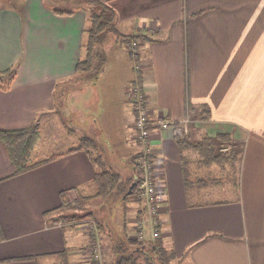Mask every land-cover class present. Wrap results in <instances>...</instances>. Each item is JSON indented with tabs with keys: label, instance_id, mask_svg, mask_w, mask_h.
I'll return each instance as SVG.
<instances>
[{
	"label": "crops",
	"instance_id": "obj_1",
	"mask_svg": "<svg viewBox=\"0 0 264 264\" xmlns=\"http://www.w3.org/2000/svg\"><path fill=\"white\" fill-rule=\"evenodd\" d=\"M4 1L0 72H16L10 88L0 89V130L37 121L40 139L31 156L34 167L20 174L0 144V264H58V259L89 264L96 239L75 220L58 217L63 210L82 211L79 205L96 188L99 169L84 150L69 152L80 136L65 131L56 111L58 84L75 78L88 16L75 0ZM108 5L123 36L150 38L121 45L135 60L125 100L130 86L139 87L151 119L189 118L179 139L170 129L152 130L163 245L181 264H264V0H109ZM125 113L114 127L101 128L103 139L112 141H106L108 148L102 145L100 155L115 159V171L126 183L139 177L134 168L139 173L142 147L134 115L130 108ZM49 132L64 135V145L43 149ZM221 139L231 141L225 159L215 157ZM62 193L69 202L60 208ZM146 213L142 221L151 229Z\"/></svg>",
	"mask_w": 264,
	"mask_h": 264
},
{
	"label": "rangeland",
	"instance_id": "obj_2",
	"mask_svg": "<svg viewBox=\"0 0 264 264\" xmlns=\"http://www.w3.org/2000/svg\"><path fill=\"white\" fill-rule=\"evenodd\" d=\"M2 1L7 4L6 1ZM55 4L56 3H51V5ZM0 6H4V4L1 3V0ZM122 36L123 35L118 31L116 26L113 31L102 36L100 48L105 54L106 64L103 69L94 76L93 74L80 75V77H90L93 79L92 81H85L87 86L83 80L79 81V79H76L77 77H75L70 81H66L64 84H58V89H56V111L60 122H62V126L65 128V131L69 133L76 132V135L80 137L87 134L94 141H96L98 143L97 147L99 148L97 149V147L95 148L92 146V148H94V153L101 154L103 148L102 145L108 148V144H110L108 139L112 141L108 136L106 138L108 144L106 143L102 137L104 133L101 128L103 127L105 131V124L107 125L109 123H111L112 127H114L115 122H121L122 117L126 116V109L129 111L128 103L123 96V89L126 86H129V80L132 76H135V71L133 70L135 60L133 58L134 56L130 54L128 55L125 51L126 48L121 46L126 45L128 47V44L125 41L120 40V37ZM115 41L122 42L116 43ZM130 66L132 69H130ZM91 121H94L95 123L92 124ZM64 139V135L58 136L49 132L43 138L44 143L42 148L47 151L59 148L64 145V143L61 142ZM218 142L222 144L218 146L215 153L222 156V158H228L229 151L227 150V147L231 145V141L221 139L218 140ZM102 157L103 169H113L114 171L115 167H117L115 159L111 157L110 160L107 161L104 155ZM104 160L107 161V163ZM125 160H127V158L122 159V163H125ZM234 173L231 174L232 178H235ZM235 179L234 182H236ZM122 185L126 186L125 184ZM93 190L94 191L88 192L89 199L86 200L87 202L79 205V208H81L82 211L77 210L73 215H71L69 211L64 213L63 210L61 211L63 214L58 218L64 217L66 219L69 218L75 220L74 223H77L85 228L82 231L90 234V236H94V239L98 240L102 245V258H100L99 262L103 264H111L106 261L110 259L109 255H111V253L109 246L112 239L125 229L126 231L134 233L136 228L133 231L132 226L135 225L137 227L139 222L144 220L142 217L147 211L146 205L137 195L129 197L125 194V192L120 194L118 189L116 190L115 185L110 192H105V196H100L98 194L97 185ZM68 202L69 201H67V203ZM130 203H133L134 205L132 206ZM136 204L140 206H135ZM144 205L145 208L143 207ZM139 208H141L140 211H138ZM154 209L156 210V216L160 208L154 207ZM142 226L143 238L147 239L145 242L154 241V239H152L151 229L145 226L144 223ZM91 259L93 258L91 257ZM56 262L58 264H64L61 259H58Z\"/></svg>",
	"mask_w": 264,
	"mask_h": 264
},
{
	"label": "trees",
	"instance_id": "obj_3",
	"mask_svg": "<svg viewBox=\"0 0 264 264\" xmlns=\"http://www.w3.org/2000/svg\"><path fill=\"white\" fill-rule=\"evenodd\" d=\"M108 2L109 0H75V3L79 5V8L86 12L88 16V25L84 30L86 42L84 43V47L82 49L83 54L76 63L74 77H78L83 74H93L94 76L99 73L106 64L105 54L101 51L100 42L104 34L113 31L115 28V14L112 8L108 5ZM54 12L66 14L72 13L70 11ZM148 39L150 38L146 36L120 37V40L125 41L128 45L138 41L145 42ZM115 42L117 43L122 41ZM15 72V68H10L9 70L0 72L1 90H8L10 88ZM187 112H191L189 104L187 106ZM39 139L40 129L37 121H34L32 124L21 129L0 130V144L6 152L10 165L14 168V173H24L34 167L31 156ZM221 144L222 143L219 142V146ZM92 146L96 148L98 143L85 134L80 137L79 145L72 148L69 152L84 150L88 154L90 160L98 166L99 170L94 179L98 187V194L100 196H105V192H110L115 185L116 190L118 189L120 194L125 192V194L129 197L133 195L139 196L137 191V180L131 182L133 179L131 177L127 179L128 182H121L122 177L117 171H113L111 168V170L103 169L102 157L100 154L93 152L94 148H92ZM55 157L56 156H52L49 159H54ZM215 157L221 156L216 154ZM134 169V175H137L138 177L140 171L139 173L137 172V166H135ZM183 175L185 186L190 185L189 178L187 177V170L184 169ZM204 182L205 181H200V183ZM122 184H125L126 186H123ZM61 195L63 200L60 208L66 207L68 201L65 198V194L62 193ZM134 233L135 234L132 233L133 236H129L127 235L125 229L112 239L109 246L111 253V255H109L110 259L106 262H110L111 264H180V259L176 256L174 250L166 248L160 237L154 241L145 242L144 240L138 239L136 235L137 231ZM100 248V258H102L101 243ZM99 260L91 259L89 264H103L99 262Z\"/></svg>",
	"mask_w": 264,
	"mask_h": 264
},
{
	"label": "built area",
	"instance_id": "obj_4",
	"mask_svg": "<svg viewBox=\"0 0 264 264\" xmlns=\"http://www.w3.org/2000/svg\"><path fill=\"white\" fill-rule=\"evenodd\" d=\"M127 103L134 115L133 130L135 139L141 144V151L138 156L137 164L140 171L137 179V191L140 199L146 205V212L150 216V226L152 239L159 237L158 222L155 216L158 207L157 185H156V168L154 162V149L151 142L152 130H167L172 131L175 139L183 137L186 132V118L182 122H172L159 115L155 119L150 118V114L146 108L145 92L135 86H130L126 91ZM143 221L141 220L136 227V235L139 240L143 238ZM93 228V227H91ZM91 244V257L94 260L100 259V243L98 240Z\"/></svg>",
	"mask_w": 264,
	"mask_h": 264
}]
</instances>
